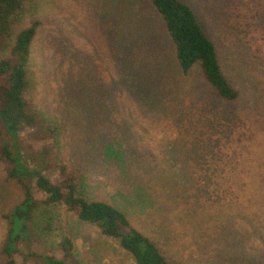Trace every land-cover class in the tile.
Listing matches in <instances>:
<instances>
[{
  "label": "rangeland",
  "instance_id": "obj_1",
  "mask_svg": "<svg viewBox=\"0 0 264 264\" xmlns=\"http://www.w3.org/2000/svg\"><path fill=\"white\" fill-rule=\"evenodd\" d=\"M181 1L236 99L221 98L198 64L181 73L150 0H27L0 51L41 21L27 64L38 125L26 152L46 145L84 196L119 208L171 261L264 264V0ZM22 197L0 161V251L2 215ZM33 227L37 253L61 256L67 236L79 264H135L118 239L60 205L40 204Z\"/></svg>",
  "mask_w": 264,
  "mask_h": 264
},
{
  "label": "trees",
  "instance_id": "obj_2",
  "mask_svg": "<svg viewBox=\"0 0 264 264\" xmlns=\"http://www.w3.org/2000/svg\"><path fill=\"white\" fill-rule=\"evenodd\" d=\"M27 0H0V51L10 36L13 16ZM161 16L174 48L181 73L187 75L198 64L205 80L221 98L234 100L238 91L225 77L214 42L206 34L193 8L181 0H150ZM41 21L30 20L14 37L9 55L0 57V161L8 179L23 192L20 202L2 217L6 232L1 264H26L39 258L44 264H79L71 238L63 236L56 253L34 251L39 234L33 227L40 204L60 205L79 220L95 224L100 233L119 240L120 247L135 264H178L169 260L149 236L132 225L127 215L111 203L88 199L79 190L78 176L68 165L55 162L44 145L35 158L26 152L24 136L38 125L25 96L30 48Z\"/></svg>",
  "mask_w": 264,
  "mask_h": 264
}]
</instances>
